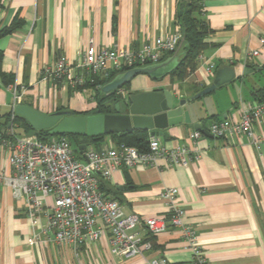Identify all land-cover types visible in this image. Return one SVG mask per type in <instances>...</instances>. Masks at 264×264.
<instances>
[{"label":"crops","instance_id":"0c3cea01","mask_svg":"<svg viewBox=\"0 0 264 264\" xmlns=\"http://www.w3.org/2000/svg\"><path fill=\"white\" fill-rule=\"evenodd\" d=\"M179 2L1 0L0 29L16 18L20 24L0 37L2 70L15 81L5 85L0 80V165L9 167V150L1 139L30 135L18 123L7 124L17 103L47 114L58 110L91 114L98 106L102 91L88 85L73 88L65 79L45 80L44 67L62 55L77 63L90 40L98 46L138 49L148 42L154 44L160 36L181 32ZM200 17L212 32L196 69L183 80L139 74L123 96L169 90L178 98H188L210 86L217 69L232 67L234 80L190 103L193 122L206 130L216 120L239 121L243 107L264 98L260 40L264 37V0H203ZM254 50L260 53L251 56ZM211 62L216 64L212 74L206 70ZM193 130L199 129L181 124L169 128L168 136H158L163 145L187 144L194 149L187 165H172L161 157L154 166L122 167L111 178L102 179L104 193L119 200L126 213L149 217L166 214L167 203L160 194L167 187L178 188L177 202L185 209V222L196 230L210 264H264V120L255 125L258 144L246 134L216 137L204 133L194 142ZM115 145L111 134H106L102 147ZM46 221L42 216L36 231ZM33 231L25 201L0 184V264H146L147 259L161 256L172 264H193L192 250L186 248L180 229L172 226L157 236L142 229L153 247L144 256L129 257L112 254L108 238L76 248L53 241L30 244Z\"/></svg>","mask_w":264,"mask_h":264},{"label":"built area","instance_id":"2783aa9c","mask_svg":"<svg viewBox=\"0 0 264 264\" xmlns=\"http://www.w3.org/2000/svg\"><path fill=\"white\" fill-rule=\"evenodd\" d=\"M182 33L156 38L155 43L143 44L138 49L120 45L98 46L90 40L82 58L72 63L65 55L42 69L45 80H67L73 88L96 84L109 78L113 72L160 63L164 56L179 49ZM264 46V37L261 39ZM260 52L254 50L251 56ZM203 55L198 56L201 60ZM208 73L216 70L215 63L206 66ZM15 89V98H20ZM124 94V91H120ZM14 115V113H13ZM264 120V100L243 107L239 121L229 119L213 121L206 130H193L190 138L196 142L205 132L216 137L246 134L254 144L260 142L255 125ZM8 148L9 167L0 165V184L11 188L15 198L25 201L26 216L34 231L30 244L53 241L78 247L108 238L111 253L118 256H144L153 243L142 233L157 236L169 227L179 228L186 248L193 252V264H210L197 232L185 222V209L177 202L178 188H165L161 198L167 203V213L144 217L126 213L121 202L100 190L102 179H109L122 167L154 166L161 157L170 164L187 165L194 156V149L187 144L163 145L158 136L149 138L144 151L135 146L120 144L102 150L86 149L88 160L78 159L67 136L60 135L44 141L36 134L3 137ZM42 216L46 224L36 231ZM146 264H172L168 258L154 257Z\"/></svg>","mask_w":264,"mask_h":264},{"label":"water","instance_id":"95a60500","mask_svg":"<svg viewBox=\"0 0 264 264\" xmlns=\"http://www.w3.org/2000/svg\"><path fill=\"white\" fill-rule=\"evenodd\" d=\"M188 0H180L187 2ZM186 5H189L188 2ZM179 15L187 11L185 6L179 5ZM184 29L181 30L183 34ZM181 47V44L179 45ZM180 55L175 52L169 59L157 64L137 66L118 74L115 78L102 86L101 91L106 97L112 96L125 84L139 74H145L153 79L168 76L176 67ZM236 70L225 66L217 69L210 86L188 98H178L169 90L146 91L122 96L114 102V112L99 113L94 110L91 114H73L68 110H58L52 114L44 113L33 106L17 103L14 114L25 117L34 129H49L54 135H84L89 137L104 134L125 133L132 130L148 131L152 136H168V129L181 124H188L195 129L203 130L200 123L193 122L190 103L208 94L218 87L234 80ZM12 125L10 122L9 126ZM211 136L210 133L205 132ZM86 151L87 146H79ZM85 160H88L86 155Z\"/></svg>","mask_w":264,"mask_h":264},{"label":"trees","instance_id":"16d2710c","mask_svg":"<svg viewBox=\"0 0 264 264\" xmlns=\"http://www.w3.org/2000/svg\"><path fill=\"white\" fill-rule=\"evenodd\" d=\"M187 2L189 5H186ZM187 2H181L179 4L180 7L185 6V8H187V11L184 12L182 15H179L178 17V22L180 27L181 29H184L180 41L181 47H179V49L177 50L180 55V59L176 67L169 74L173 79L177 78L178 80H183L187 78L196 69L198 65V56L202 54L203 51L206 49L207 47L206 38L212 32V29L210 28L208 23L200 17V14L202 12L203 0H188ZM1 7H2V3L0 0V9ZM19 24H20L19 20L16 18L10 26L0 29V37L15 31ZM175 52L170 53L168 56L164 57L163 59H166L167 57H171ZM2 62H3V51L0 49V80L5 85L14 84L15 81L13 75L8 74L2 70ZM127 70L128 69L119 72H113L109 76V78H104V79L99 78L96 81L97 85H99V88H97L96 90H98V92H101L102 86L104 84L115 78L118 74L125 72ZM130 84L131 82L125 84L120 90H117L110 97H106L105 94L102 93V96L100 97L96 110H98L99 113H105V114L114 112V107H113L114 102H116L123 96L120 91L128 90L130 88ZM88 86L96 88V84L88 85ZM257 92L258 94H263V90H258ZM261 100H264V98H262ZM10 122H12V124L18 123L21 127L24 128L26 134H36L39 138H41L44 141H49L53 138L60 136V135L51 134L49 129H44V130L34 129L25 117L15 114L13 115V113L9 114L7 117V124H10ZM105 135L106 134L95 137H89L84 135H64V136H67L70 139L75 149L76 157L78 159L83 160L86 151L84 149L82 150L78 149L79 146L86 145L87 149L92 148L95 150H102ZM111 136L116 144L115 146H119L120 144H125L128 146H135L139 148V150L141 151H144L147 148V144L149 141L148 132L144 130H132L119 134L114 133L111 134ZM73 140L76 142V144H74ZM100 190L104 192L103 180H101L100 182Z\"/></svg>","mask_w":264,"mask_h":264},{"label":"rangeland","instance_id":"374dc122","mask_svg":"<svg viewBox=\"0 0 264 264\" xmlns=\"http://www.w3.org/2000/svg\"><path fill=\"white\" fill-rule=\"evenodd\" d=\"M74 144H76V142L73 140Z\"/></svg>","mask_w":264,"mask_h":264},{"label":"flooded vegetation","instance_id":"af4514ba","mask_svg":"<svg viewBox=\"0 0 264 264\" xmlns=\"http://www.w3.org/2000/svg\"><path fill=\"white\" fill-rule=\"evenodd\" d=\"M123 95V94H122Z\"/></svg>","mask_w":264,"mask_h":264}]
</instances>
